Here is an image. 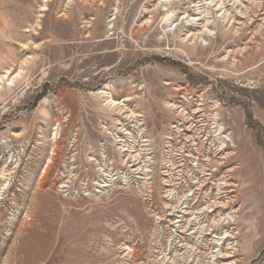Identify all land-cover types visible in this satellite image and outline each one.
I'll return each instance as SVG.
<instances>
[{"label": "rangeland", "instance_id": "374dc122", "mask_svg": "<svg viewBox=\"0 0 264 264\" xmlns=\"http://www.w3.org/2000/svg\"><path fill=\"white\" fill-rule=\"evenodd\" d=\"M87 1L0 0V78L20 74L0 80V175L8 174L0 264H264V3L254 6L262 0H244L251 11L234 24L238 33L222 20L235 0ZM185 8H196L201 25L182 19ZM206 9L214 35L192 44L187 32H201ZM245 47L231 65L228 52ZM100 91L122 101L123 113ZM183 107L194 118L181 138L173 124L185 121ZM199 108L212 141L226 143L218 175L234 189L221 214L234 211V221L223 219L217 234L228 237L220 248L228 258L216 256L220 241L202 223L189 225L196 234L174 235L170 208L158 206L161 222L132 177H122L141 164L156 172L161 194L175 151L194 146L200 124L189 123Z\"/></svg>", "mask_w": 264, "mask_h": 264}, {"label": "built area", "instance_id": "2783aa9c", "mask_svg": "<svg viewBox=\"0 0 264 264\" xmlns=\"http://www.w3.org/2000/svg\"><path fill=\"white\" fill-rule=\"evenodd\" d=\"M89 23L91 22L86 20L84 24L88 26L84 27L89 28L91 26ZM202 111H204V109L199 108L198 111L195 112L199 118L197 121L189 123L191 124L190 127L193 126L194 122L200 124L198 131L195 134L197 136L194 141V146L191 144L188 145L187 142L189 143L190 141H187L185 143L186 148L182 152L177 153L175 151L174 160L171 158L173 164L171 163V160H169L170 163H168L165 166L166 168L163 169L165 172L163 171V182L162 180L160 182L162 183L160 187H162L161 189L163 190L161 194H157L156 192V185L158 183L155 180L156 172L150 173L146 176L145 174H139L138 171L135 173L131 168L130 170H126L123 176L118 175V179L121 180L122 177H125L127 179L126 183L128 184L131 181L129 177H132L136 188L141 189L143 196H147L152 201V205H155L154 212L158 220L161 221L160 218L164 216L158 206L161 204L170 208L168 216H173L174 220L172 225L177 231L174 235H177L184 229L187 231L191 230L190 233L192 234L200 228L193 229L192 227H189V225L191 224L195 227V224L198 225L199 223H202L201 229L203 231L211 230L216 233L214 237L220 241L217 250H220L221 243H223L228 237L225 235H218L217 232L219 233V231L217 230V226L223 219L224 221H222V223L224 222L225 225L228 223L233 225L234 211L227 215H222L221 213L222 210L226 209L229 206V203L232 202L231 193L234 188L233 183H231L227 177L218 175L220 164H222V160L218 155L222 154L221 152L224 151L226 143L223 146L219 144L217 147V143L212 141V133L209 130H206L209 121L206 120ZM183 112L186 116L185 121H183L182 117L178 115L176 118H179V121H177L176 124L179 126L175 123L173 124V126L178 129L177 133L181 138L183 135H190L188 133L182 134L180 130L183 127L181 126H184L188 121H191L194 118L193 114L187 112L185 108L179 112L180 115ZM189 130L192 129L190 128ZM219 135H221V133ZM222 138H224V136L221 138L219 137V139ZM189 147L191 150H189ZM176 155H178L177 158ZM154 194L158 196L156 200ZM194 208L197 209V211L192 213V215H194L193 219L196 221L191 222L190 219H188V216ZM199 208H201L206 215H212L213 217V220L210 219L209 221L207 220L208 222L206 221L207 223H205V226L202 218L203 212H198ZM160 221L158 222L161 223L162 221ZM187 227H189V229H187ZM230 237H232V235H230Z\"/></svg>", "mask_w": 264, "mask_h": 264}, {"label": "bare ground", "instance_id": "6f19581e", "mask_svg": "<svg viewBox=\"0 0 264 264\" xmlns=\"http://www.w3.org/2000/svg\"><path fill=\"white\" fill-rule=\"evenodd\" d=\"M73 1V0H72ZM84 1H86V2H88L87 0H84ZM162 1L163 0H160V3H162ZM174 1V4H175V1H177V0H173ZM179 1H182V0H179ZM178 1V2H179ZM194 1H197V0H194ZM221 0H219L218 2H216V4L214 5V7L216 6L217 7V5L219 4V2H220ZM223 1V0H222ZM229 2L230 1H233V0H228ZM228 1H227V3H228ZM171 3H172V0L170 1ZM204 2H207V0H205ZM240 2V3H239ZM250 2V1H249ZM262 2L264 3V1L262 0L260 3H258V2H253L254 3V6L256 7V9H258V8H260L263 4H262ZM165 3H167V2H165ZM224 3H226V2H224L223 1V4ZM174 4H172V5H174ZM198 4H195L194 5V7H196ZM224 7H222V9H223V11H224V14H223V17H222V20H223V23H226L227 24V26L228 25H230V27H228V30L227 31H232V32H234V33H238L241 29L239 28V27H237V28H235L234 29V27H235V23L238 21V22H240L241 23V25L245 22V21H241L240 20V18L239 17H245V16H248V14H249V12L251 11V9L250 10H248V7H246L245 9H244V7L243 6H245V4H244V0H235V2L234 3H232V5H230L231 7L230 8H227L228 7V4H225V5H223ZM233 6H235V9H234V11H236V13H233V11H232V7ZM253 6V7H254ZM209 8H213L212 6H210ZM220 8V7H219ZM226 8V9H225ZM184 10H186V8L184 9ZM187 10H190V9H187ZM187 10L185 11V13H184V16L182 17V19H185V17L187 16L188 18L187 19H189V24L188 25H201L200 23L199 24H197L195 21H196V15H197V12H196V8H193V10H191V13L189 12V13H187ZM221 10V9H220ZM254 10V9H253ZM252 10V11H253ZM168 11V13H167V16H166V22H168L169 21V19H170V16H171V14H173V12H172V10L170 11L169 9L167 10ZM210 10L209 9H206V10H204V13H205V16H204V18H202V17H200L199 18V20H207V23L203 26V29L201 30V32L199 33H194V32H190V30H192L191 28L188 30L189 32H187V39H188V41H192V44L193 43H197V40L198 39H200V38H202V36H205V37H210V36H213L214 35V33L212 32V30H210V24H211V22H210V20L209 19H206L207 18V16L209 15V13H211V12H209ZM259 11V10H258ZM254 12H255V10H254ZM203 13V12H202ZM251 14V13H250ZM256 14H258V13H256ZM201 15V14H200ZM192 16L193 17H195V18H192ZM255 16V15H254ZM239 23V24H240ZM178 25H179V23H178ZM242 28V27H241ZM249 49V48H248ZM232 50H230L229 52H228V59H232L231 60V65H233V66H235V65H237V64H239L240 63V60L239 59H236V56H234L233 58H231V56L234 54V55H241V56H244V55H246L245 53H247V49H246V47L245 48H242V49H239L238 51H234V52H231ZM250 53V52H249ZM226 58V59H227ZM233 61V62H232ZM20 74L19 73H17L16 75H12V72L10 71V70H7L6 72H5V75H3V76H1V78H0V80L2 81V80H4V79H9V80H11L12 82L14 81V79H16V77L17 76H19ZM10 81V82H11ZM0 88H1V86H0ZM102 93V95L105 97V100H106V105H109V107L110 108H116V109H119V111H120V113H123V109H124V104L122 103V101H118V100H115L114 98H113V96H112V94L110 93V92H107V91H100L99 92V94H101ZM132 100V98H130V97H127L126 99H124L123 100V102L125 101H131ZM200 104V103H199ZM198 104V105H199ZM203 104V103H202ZM200 106H204V104L203 105H200ZM167 107L169 108V109H171V110H177L178 108H180V106H178V105H175V104H170V103H167ZM184 108V107H183ZM129 117H131V116H133V117H138V116H141L140 114H136V113H132V114H130V115H128ZM120 123H122V122H120ZM117 135L119 134V133H116ZM57 135V134H56ZM120 136V135H119ZM121 137V136H120ZM125 137L126 136H123V137H121L122 139H123V145H131L130 143H128V141L129 140H127V139H125ZM226 139H228V141H231L229 138H228V136H226ZM144 142H147V141H144ZM147 145V144H146ZM128 150V149H127ZM126 150V151H127ZM144 154H145V152H144ZM135 156H136V154H135ZM131 157V156H130ZM146 157V156H145ZM129 158V157H128ZM148 159V158H147ZM150 159H152V157H150ZM129 160V159H128ZM132 160V159H131ZM149 160V159H148ZM134 161V160H133ZM137 161V160H136ZM139 161V160H138ZM148 162V161H147ZM133 163H135V161L133 162ZM138 164V163H137ZM129 166H131V167H133L132 165H130L129 164ZM146 166H148V165H146ZM145 166V167H146ZM138 169H135V168H133V170H135L136 172L138 171L139 172V174H144V172H143V170L141 169L142 167H141V164L140 165H138ZM147 168V167H146ZM165 172V171H164ZM164 172H162V174L164 175ZM168 172V171H167ZM150 173H154L153 171H151V172H148V175L150 174ZM7 173L5 172V171H3V173L0 175V178H2L4 181H5V183L3 184V187H1L0 188V191H1V189L2 188H5V185L7 184V180H8V178H7ZM146 176H147V174H145ZM163 175H161V176H163ZM110 176V175H109ZM155 180L157 181V177H156V175H155ZM104 184V183H103ZM102 184V185H103ZM156 184V183H155ZM165 184V183H164ZM7 186V185H6ZM103 187V186H102ZM5 190V189H4ZM161 221H165V217L164 216H162L161 218ZM200 230V229H199ZM202 230V229H201ZM200 230V231H201ZM197 233V231L196 232H193L192 233V235L193 234H196ZM199 241H200V239H198ZM201 241H203V240H201ZM190 252V251H189ZM193 252H195V251H193ZM130 253V252H129ZM192 253V252H191ZM215 254H216V256L218 257V258H224V257H232L230 254H228L227 255V253L226 252H224V251H222L221 249L220 250H218V251H216L215 252ZM226 255V256H225ZM192 256V255H191ZM190 256V257H191ZM195 256V255H194ZM213 258V257H212ZM216 258V257H215ZM214 261H215V259H213ZM212 261V260H211ZM219 262V261H218ZM212 263V262H211ZM232 262H227L226 264H231ZM223 264V263H222Z\"/></svg>", "mask_w": 264, "mask_h": 264}]
</instances>
